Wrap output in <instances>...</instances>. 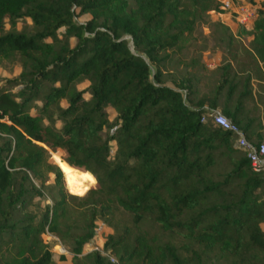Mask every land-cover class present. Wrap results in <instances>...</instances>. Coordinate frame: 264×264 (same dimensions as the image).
Masks as SVG:
<instances>
[{
	"label": "trees",
	"instance_id": "trees-1",
	"mask_svg": "<svg viewBox=\"0 0 264 264\" xmlns=\"http://www.w3.org/2000/svg\"><path fill=\"white\" fill-rule=\"evenodd\" d=\"M250 1L257 16L239 35L251 39L227 33L230 60L199 93L194 75H163L171 51L222 12L215 0H0V60L20 66L0 85V264H56L45 233L72 264H264V170L202 121L218 111L252 146L264 141V97L246 104L251 79L264 82V0ZM26 19L33 31L17 29ZM62 165L93 180L83 197ZM45 189L51 202L31 209ZM117 209L130 224L112 222ZM99 219L112 232L83 254Z\"/></svg>",
	"mask_w": 264,
	"mask_h": 264
},
{
	"label": "rangeland",
	"instance_id": "rangeland-1",
	"mask_svg": "<svg viewBox=\"0 0 264 264\" xmlns=\"http://www.w3.org/2000/svg\"><path fill=\"white\" fill-rule=\"evenodd\" d=\"M251 2L250 0H239L238 2ZM263 0H256V2H261ZM236 15L230 12L216 13L209 12L205 23H198L192 34L186 36V38L180 43L179 48L171 51V60L167 61L165 65V73L163 75V80L169 84L173 85L177 81H180L186 73L194 75L197 81V87L199 93L208 92L215 81L219 77V66L224 64L227 60H230V54L228 52L227 46V35L231 33L237 40L247 43L248 35H239L240 24L237 21ZM83 17L81 18V20ZM227 26L228 31L224 28ZM17 29H26L28 31H33V27L30 19H26L18 22ZM228 33V34H227ZM128 38V37H126ZM74 43V39H71ZM131 45V42H129ZM20 72V66L16 60H0V85H2L7 78H13ZM88 85L86 81L78 83V88L83 89ZM264 86V82L258 81L256 78H252L250 81V86L254 92L255 99L248 100L246 102L247 107L252 109L256 102L259 100V95L264 97V91L261 86ZM87 97L88 94H85ZM108 116L110 120H113L116 116V112L113 108H107ZM56 153H50V161L54 162L60 167V162ZM67 173V180L71 185L72 192L77 197H83L87 190L92 186L93 180L90 177L85 176L82 173L70 170L66 165H62ZM215 171L222 172L223 167L218 166ZM65 178V177H64ZM52 175H50L49 183H52ZM66 188L68 189L67 183ZM69 190V189H68ZM70 192V190H69ZM55 194L54 190L45 189L44 198H36L35 205L31 206V209L35 211L39 210L37 205L43 206L46 203L51 202V196ZM130 214L117 209L114 211L111 220L114 224L117 223L119 228L123 224H130ZM143 228L149 233L158 232V228L150 223L145 222ZM112 232V228L108 227V224L99 219L96 221V231L95 237L92 242L84 245L83 254H86L94 249H102L103 242L106 236ZM162 239H166L167 236L164 233H160ZM45 242L53 245V258L55 261L58 260V256L64 254L67 256V261L61 264H72L71 254L68 252L67 248L62 246L60 242L55 243L57 238L52 237L48 234L42 235ZM176 241V239H174ZM82 254V255H83ZM108 255V253H104ZM82 257V256H81ZM111 261L114 262L116 259L113 256H109ZM79 264H84L85 262L79 261ZM222 264H228L226 262H221ZM87 264V263H86Z\"/></svg>",
	"mask_w": 264,
	"mask_h": 264
},
{
	"label": "built area",
	"instance_id": "built-area-1",
	"mask_svg": "<svg viewBox=\"0 0 264 264\" xmlns=\"http://www.w3.org/2000/svg\"><path fill=\"white\" fill-rule=\"evenodd\" d=\"M219 4L221 13L230 12L235 14L237 21L244 27H250L257 16V5L252 2H236L235 0H215ZM210 119L216 126L231 131L236 135V145L246 151L252 167L255 171L264 170V141L257 147L252 146L245 138L240 128L232 123L226 116L218 111L202 116V121ZM111 260V258H110ZM116 262V260L114 261Z\"/></svg>",
	"mask_w": 264,
	"mask_h": 264
},
{
	"label": "crops",
	"instance_id": "crops-1",
	"mask_svg": "<svg viewBox=\"0 0 264 264\" xmlns=\"http://www.w3.org/2000/svg\"><path fill=\"white\" fill-rule=\"evenodd\" d=\"M253 1L256 2V0H253ZM249 39H251L250 36L248 37V40H249ZM62 104L65 105L66 102H63ZM261 226H262V228L264 229V223H263ZM67 260H68V259H67ZM67 260H65V261L57 260V261H56V264H61V263H63V262H66Z\"/></svg>",
	"mask_w": 264,
	"mask_h": 264
},
{
	"label": "water",
	"instance_id": "water-1",
	"mask_svg": "<svg viewBox=\"0 0 264 264\" xmlns=\"http://www.w3.org/2000/svg\"><path fill=\"white\" fill-rule=\"evenodd\" d=\"M130 48L133 49V44H132V42H131Z\"/></svg>",
	"mask_w": 264,
	"mask_h": 264
}]
</instances>
